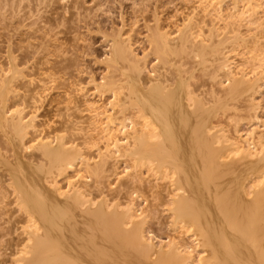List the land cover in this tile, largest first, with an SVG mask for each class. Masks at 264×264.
<instances>
[{
	"label": "bare ground",
	"instance_id": "obj_1",
	"mask_svg": "<svg viewBox=\"0 0 264 264\" xmlns=\"http://www.w3.org/2000/svg\"><path fill=\"white\" fill-rule=\"evenodd\" d=\"M228 1L220 11L213 0H199L193 14L199 23L205 17L221 19L231 37L213 36L209 46L195 43L192 32L186 33L194 15H187L174 36L161 32L151 38L157 59L152 74L145 60L133 55L128 37L117 33L108 70L120 79L112 81L111 73L102 85L112 91L108 109L69 81L77 63L62 45L53 72L36 69L29 79L22 70L25 58L18 59L7 46L0 56V251L13 250L5 262L264 264V137L253 128L249 138L243 137L239 129L258 119L263 79L232 66L224 52L243 42L240 26L247 31L264 26V7L257 16L263 0H240L242 8L238 0ZM30 6L29 0H0L3 13ZM20 51L24 54L25 47ZM257 52L252 49L246 59L253 68L264 65V45ZM196 73L206 77L208 88L202 92ZM53 90L57 124L65 123L57 129L55 120L45 118L38 130L33 114ZM103 114L105 123L99 118ZM101 139L98 159L91 161L81 149ZM122 159L128 164L120 172ZM82 167L87 178L78 174ZM111 177L121 181L120 207L93 202V191L112 192ZM134 193L145 195L151 208L171 213L174 235L166 248L155 249L145 237ZM187 239L197 252L194 260Z\"/></svg>",
	"mask_w": 264,
	"mask_h": 264
},
{
	"label": "rangeland",
	"instance_id": "obj_2",
	"mask_svg": "<svg viewBox=\"0 0 264 264\" xmlns=\"http://www.w3.org/2000/svg\"><path fill=\"white\" fill-rule=\"evenodd\" d=\"M198 1L199 0H61L60 2V0H54L53 3L48 4L46 0H29L31 8L27 7V9L25 8L26 10L23 9L21 12L9 14L0 11V56L2 57L4 55L7 46H9L12 52H14V55L18 56V59L25 58V60L21 61L23 62V73L27 75L26 79L35 78V76H31V74L36 71V69L41 71L50 68L52 70H50V72H53L55 59H57V46L60 44L64 51L69 54V56L67 54L69 59H73L76 61L75 63H77L74 72L70 75L69 81L77 83V85L83 89L88 99L103 104L105 105L104 108L108 109V105L106 104L112 99V91L108 88H102V85L107 84L111 80L109 78L111 75L115 76L112 81L120 79L118 73H112L108 70L111 67L109 63L111 45L116 38V34L119 33L121 38L128 37L133 55L139 60H145V68L152 74L155 71L157 59L156 53L150 46L151 38L153 36L157 37V33L161 34V32H166L168 35L174 36L175 29L185 25L187 15L195 14L197 9L194 10V7L197 5ZM79 2L82 3V7ZM260 2L261 5L255 10L257 16L261 15L262 8L264 7V0ZM229 3L228 0H223L222 2L221 0H213V4H215L220 11L221 7L225 8ZM61 5H66L67 9H65V6L62 8ZM57 7L58 9H55ZM237 7H243V3L240 0H238ZM60 8L62 9L61 12L59 11ZM26 12H29L28 15ZM63 12L65 14H63ZM57 13L59 16H56ZM54 14H56V19ZM67 14L69 18L65 16ZM70 18L72 23H70L71 21L68 22ZM205 18L203 22L199 23L197 22L199 20L198 17L194 15L191 24L186 29L187 34L192 32L194 36L193 41L195 43L209 46L213 43V36H216L220 41L221 39L231 37L233 32L223 26L221 19H213L211 17ZM65 26H69L70 29H65ZM33 27L34 31H36L31 33ZM263 27L264 26L254 25L247 31L248 29L245 25L240 26L238 32L242 37L244 36L243 42L238 41L237 44H235L236 46L233 45L232 49L224 50L225 57L232 63V66L236 65L240 68L242 67L246 73L252 70L253 72L250 73L252 75L251 77L259 76L263 79L259 82L262 90L257 98L261 106L257 115V121L259 122H243L239 126L241 135H243V137L246 135L247 138H249L247 133L252 128L257 135L264 137V77H261V73H264V65L255 63L254 66L256 68H253V65H249V63L246 62L249 51L255 49L260 52L264 45ZM156 28H158L159 31L156 32ZM210 28L214 29L213 35L208 33ZM65 30L67 32H64ZM73 35L74 38L71 37ZM65 37H67L69 41ZM255 39L256 41L258 40L259 43H254L253 41ZM20 46L25 47L26 51L24 54H21ZM71 53L72 55H70ZM183 68L187 70L189 66L184 65ZM194 81L198 86L197 90L199 92L208 88L206 77L196 73ZM221 81H224V78ZM55 93V90L51 91L44 107L36 110L33 114L34 123L38 130L45 118L51 121L55 120L56 126L54 128L57 129H60L58 127H62L65 123L64 120H60L57 124L58 118L55 114V102L51 103ZM23 112L26 114L28 109H24ZM106 114L99 116L103 123L106 121ZM126 124L127 126L129 125L127 122ZM111 125L110 123V126ZM64 134L65 132H60L58 135ZM70 135L71 132L65 134L66 138ZM75 143H79V141L76 140ZM103 145L104 140L101 139L94 141L93 145L87 148L82 147L81 151H85L87 155L91 157V161H95L98 159V149ZM255 145L256 142L254 141L250 146ZM127 164L128 163L122 159L119 162L120 166L118 165L119 171L121 169L120 172H123ZM82 172L80 171L78 174L83 178H87V173L84 171L83 167ZM73 174L74 173L70 175L73 176ZM108 182L112 192H110V194H104L100 193L99 190L93 191V202L99 203L100 201H104L108 206L122 204V201H120L122 200V193L120 192L122 188L121 181L111 177ZM132 197L134 198V210L144 218L143 231L145 237L151 242L155 249L159 247L166 248L171 241L172 235H174L171 213L166 210L165 207L159 208L158 210L151 208L146 202L145 195L142 196L140 193H134ZM118 207H120V205ZM0 221L3 225V219H0ZM1 229L2 226H0V230ZM187 244V246L190 247L189 250L191 251L193 259L197 256L196 250L192 247L193 241L187 239ZM11 248L12 247L9 249ZM9 249L0 251L2 252L0 253V257L4 260L2 264H9L5 262L12 256L8 251ZM12 250L13 249H11L10 252H12ZM179 250L182 251L184 249L183 247H179Z\"/></svg>",
	"mask_w": 264,
	"mask_h": 264
}]
</instances>
